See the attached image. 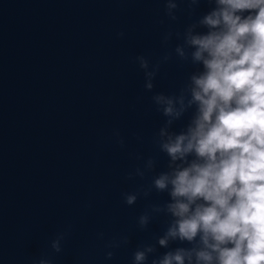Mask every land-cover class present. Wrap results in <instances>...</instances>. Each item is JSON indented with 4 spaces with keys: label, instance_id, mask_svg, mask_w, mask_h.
Returning a JSON list of instances; mask_svg holds the SVG:
<instances>
[{
    "label": "water",
    "instance_id": "water-1",
    "mask_svg": "<svg viewBox=\"0 0 264 264\" xmlns=\"http://www.w3.org/2000/svg\"><path fill=\"white\" fill-rule=\"evenodd\" d=\"M176 2L172 20L167 0H0V264H134L156 245L168 218L152 206L169 197L152 180L168 157L152 97L202 70L175 57L176 34L214 7ZM139 56L159 64L151 91ZM176 247L191 245H157L145 264Z\"/></svg>",
    "mask_w": 264,
    "mask_h": 264
},
{
    "label": "clouds",
    "instance_id": "clouds-1",
    "mask_svg": "<svg viewBox=\"0 0 264 264\" xmlns=\"http://www.w3.org/2000/svg\"><path fill=\"white\" fill-rule=\"evenodd\" d=\"M211 2L214 7L176 34L182 43L173 50L202 70L178 93L152 97L166 118L156 142L168 157V170L153 178L152 188L169 197L152 211L168 221L156 245L134 252V264H145L157 245L168 249L177 241L191 247L166 251L152 264H264V0ZM165 7L176 20V0ZM171 58L168 53L163 60ZM136 59L151 91L159 64L149 70L147 58ZM189 111L187 125L172 130ZM146 164L149 171L155 167L151 158ZM135 199L128 196L126 203ZM149 222L148 214L140 217L142 228ZM52 247L60 251L58 241Z\"/></svg>",
    "mask_w": 264,
    "mask_h": 264
}]
</instances>
